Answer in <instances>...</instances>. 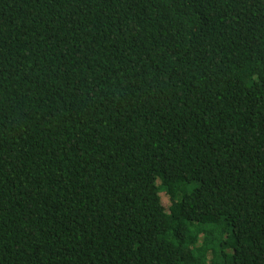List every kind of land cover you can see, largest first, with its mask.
Returning a JSON list of instances; mask_svg holds the SVG:
<instances>
[{
	"label": "trees",
	"instance_id": "obj_1",
	"mask_svg": "<svg viewBox=\"0 0 264 264\" xmlns=\"http://www.w3.org/2000/svg\"><path fill=\"white\" fill-rule=\"evenodd\" d=\"M0 264H264V0H0Z\"/></svg>",
	"mask_w": 264,
	"mask_h": 264
}]
</instances>
